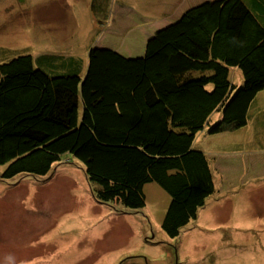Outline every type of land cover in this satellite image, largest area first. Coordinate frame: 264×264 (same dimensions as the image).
Returning <instances> with one entry per match:
<instances>
[{"label":"trees","instance_id":"1","mask_svg":"<svg viewBox=\"0 0 264 264\" xmlns=\"http://www.w3.org/2000/svg\"><path fill=\"white\" fill-rule=\"evenodd\" d=\"M248 2L190 6L136 57L90 48L83 74L77 55L46 56L51 73L31 54L0 63V180L77 160L97 201L135 212L155 182L170 196L162 229L177 237L214 192L196 134L215 111L211 134L246 125L264 90V0Z\"/></svg>","mask_w":264,"mask_h":264},{"label":"rangeland","instance_id":"2","mask_svg":"<svg viewBox=\"0 0 264 264\" xmlns=\"http://www.w3.org/2000/svg\"><path fill=\"white\" fill-rule=\"evenodd\" d=\"M203 1L208 0H0V63L31 54L37 67L43 63L51 73L46 56L77 55L83 74L90 48L139 56L157 29ZM238 75L234 84L240 82ZM257 101L246 125L210 134L208 125L221 118L220 111L213 112L195 145L225 149L243 138L248 148H256L253 141L264 140V90ZM241 158L256 173L264 168V154L247 150ZM72 161L54 164L45 176L21 175L8 181L10 197L0 204L5 223L35 196H40L42 221L39 225V214L28 211L24 232L14 229L17 214L13 226L0 224V264H264V179L250 194L256 204L247 197L248 213L242 209L244 199L235 198L229 229L219 222L202 227L196 217L172 238L161 226L170 196L157 183L144 184L146 203L139 212L120 210L118 204L93 197L82 164ZM4 168L0 165V173ZM241 215L242 224L237 219Z\"/></svg>","mask_w":264,"mask_h":264},{"label":"crops","instance_id":"3","mask_svg":"<svg viewBox=\"0 0 264 264\" xmlns=\"http://www.w3.org/2000/svg\"><path fill=\"white\" fill-rule=\"evenodd\" d=\"M232 68H230V78L232 79V82H234L237 78L238 73L240 82H238V84H236L235 82V84L239 85L242 82L240 71L235 68L234 70H236L237 72H232ZM200 131H204V128ZM196 136L194 139L193 147L204 152L207 160L209 161V164L213 169L214 182V192L207 198L204 207H201L199 209L196 220L200 221L202 227H208L213 222H219L225 225L227 229H229V220L232 216L231 212L234 209L235 200L244 199L242 202V209L245 213H248L249 200L247 199V197H249L251 191L257 190L256 184L259 182V179H264V168L261 169L260 172L256 173L253 166H244V162L241 158V153L249 150L250 153L257 152L259 154H264V140H252L253 143L257 144L256 148H248V141L246 140L245 142H243V138H240L238 139V143H235V141H233V143L229 144V147H225L224 149V145L218 146L217 148H210L206 146V143H200L203 147L196 146ZM203 139H206V136L203 137ZM8 185V182L0 180V204L7 201L10 197L7 191ZM250 197L252 198L253 203L256 204V200L253 198V196L250 195ZM39 199L40 196H35L34 200L30 202L27 208L22 207V209L20 210L19 207V210L14 212V217L12 220H10V223H5V220L0 217V224L2 225L4 223V226L11 227L14 225L13 221L15 219L17 220L16 216L18 215L20 223L18 222V224L15 225L14 229L15 231L24 232L26 230V226L29 223V212L35 211L40 216V225L42 221V212L41 203L38 202ZM244 216H248V214ZM244 216L241 215L237 217V219L240 220V223L241 221L244 222ZM1 221L3 222L1 223ZM241 224L237 226V229L241 227Z\"/></svg>","mask_w":264,"mask_h":264},{"label":"water","instance_id":"4","mask_svg":"<svg viewBox=\"0 0 264 264\" xmlns=\"http://www.w3.org/2000/svg\"><path fill=\"white\" fill-rule=\"evenodd\" d=\"M126 56V55H125Z\"/></svg>","mask_w":264,"mask_h":264}]
</instances>
